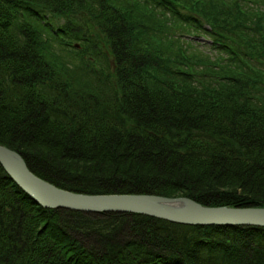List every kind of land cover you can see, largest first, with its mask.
I'll return each mask as SVG.
<instances>
[{
  "label": "trees",
  "instance_id": "obj_1",
  "mask_svg": "<svg viewBox=\"0 0 264 264\" xmlns=\"http://www.w3.org/2000/svg\"><path fill=\"white\" fill-rule=\"evenodd\" d=\"M0 144L76 192L264 206V0H0ZM0 264H264V227L47 208L0 163Z\"/></svg>",
  "mask_w": 264,
  "mask_h": 264
},
{
  "label": "water",
  "instance_id": "obj_2",
  "mask_svg": "<svg viewBox=\"0 0 264 264\" xmlns=\"http://www.w3.org/2000/svg\"><path fill=\"white\" fill-rule=\"evenodd\" d=\"M0 163L27 194L47 208L85 212H134L188 225H213L220 221L225 224L264 225V207L209 206L188 197L148 193L93 194L64 189L36 175L20 153L2 144ZM232 213L236 216L225 217L223 220L218 217ZM241 213L244 215H240Z\"/></svg>",
  "mask_w": 264,
  "mask_h": 264
},
{
  "label": "bare ground",
  "instance_id": "obj_3",
  "mask_svg": "<svg viewBox=\"0 0 264 264\" xmlns=\"http://www.w3.org/2000/svg\"><path fill=\"white\" fill-rule=\"evenodd\" d=\"M221 206H223V205H221ZM227 206H231V205H227ZM232 207H238V206H232ZM240 215H244V214L241 213ZM235 216H236V214H234V213H232V214H223L222 216H219L218 215V217H220L221 220L225 219V217L226 218H230V217H235ZM220 223H221V221L220 222H217L216 224H213V225H216V226H228V227H230V226H262V227H264V225L234 224V223H229V224L221 223L220 224ZM179 224H182V223H179ZM202 226H207V225H202Z\"/></svg>",
  "mask_w": 264,
  "mask_h": 264
},
{
  "label": "rangeland",
  "instance_id": "obj_4",
  "mask_svg": "<svg viewBox=\"0 0 264 264\" xmlns=\"http://www.w3.org/2000/svg\"><path fill=\"white\" fill-rule=\"evenodd\" d=\"M193 39H196L195 41H194V45H197L198 44V42L200 41V40H197V39H203V37L201 36V35H197V36H195ZM201 41H204V40H201ZM200 41V42H201ZM207 47V46H206ZM205 47V51L206 52H209L210 54H214L213 53V51H211L210 50V48H206ZM3 145V144H2ZM6 146V145H5ZM12 149V148H11ZM14 150V149H13ZM19 153V152H18ZM24 158V157H23ZM179 197H188V198H190V199H193V198H191V197H189V196H179ZM193 200H195V199H193ZM195 201H197V200H195ZM198 202V201H197ZM200 203V202H199ZM203 204V203H202ZM204 205H206V204H204ZM212 206V205H211ZM246 207H264V206H246Z\"/></svg>",
  "mask_w": 264,
  "mask_h": 264
}]
</instances>
